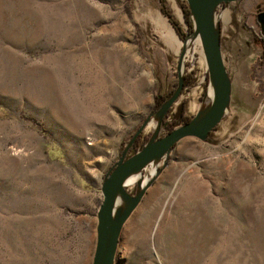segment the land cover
<instances>
[{"label":"rangeland","instance_id":"rangeland-1","mask_svg":"<svg viewBox=\"0 0 264 264\" xmlns=\"http://www.w3.org/2000/svg\"><path fill=\"white\" fill-rule=\"evenodd\" d=\"M185 3L0 0V264H91L102 180L159 108L154 99L190 77L181 110L163 120L176 125L207 93L204 56L175 33L187 27ZM259 3L217 8L230 108L207 140L175 145L126 222L115 264H264Z\"/></svg>","mask_w":264,"mask_h":264},{"label":"water","instance_id":"water-1","mask_svg":"<svg viewBox=\"0 0 264 264\" xmlns=\"http://www.w3.org/2000/svg\"><path fill=\"white\" fill-rule=\"evenodd\" d=\"M185 1L190 11L193 31L186 36L184 41H180L181 46L185 51L187 39L196 30L201 40V48L207 65L208 90L210 84L213 85L214 98L210 102L207 100V90L189 123H177L170 132L166 133L165 130L163 133L166 125L163 124V120L166 114L171 112L172 106L182 97L180 91L184 78L179 74L174 93L166 98L159 105L157 111L145 120L124 147L118 161L106 173L100 186L102 201L96 213V238L91 264H115L120 235L126 222L138 208L147 190L158 178L162 169L166 167L169 155L175 145L185 138L207 140L209 134L222 122L230 108L231 79L221 53L219 20L214 24L213 15L217 12L220 4L241 0ZM187 88H189V84L183 90ZM181 106L180 103L178 111L181 110ZM152 122H155L156 125L154 129H150L151 135L148 141L137 151L127 154L135 138L145 131ZM155 158L158 159L160 165L156 167L154 174L148 177L150 161ZM132 176L135 178L128 181Z\"/></svg>","mask_w":264,"mask_h":264},{"label":"flooded vegetation","instance_id":"flooded-vegetation-1","mask_svg":"<svg viewBox=\"0 0 264 264\" xmlns=\"http://www.w3.org/2000/svg\"><path fill=\"white\" fill-rule=\"evenodd\" d=\"M186 4V3H185ZM229 4V3H228ZM228 4H225V3H223V4H220V9L222 8V7H225L226 5H228ZM263 7V6H262ZM262 7H261V4L259 3L257 6H256V8H255V12H258V13H255V21H256V25H257V27H258V37H257V39L259 40V43L261 44V46H262V54L264 55V9H262ZM175 9H176V12H177V15H178V10H177V8H176V6H175ZM163 10V9H162ZM163 12H164V10H163ZM182 15H183V17H184V19L186 20V29H184V28H182V27H180L179 25H174L175 26V33H177L176 35H177V37L179 36L181 39L183 38V37H185L186 35H188V34H190V33H192V31H193V29H192V24L190 23V11H189V9H188V6H187V4L186 5H182ZM179 37H178V39H179ZM220 37H221V35H220ZM180 40V39H179ZM220 43H221V38H220ZM190 83V77H184V79H183V84H182V89H181V91H180V94H182V92H183V89L188 85ZM174 92H172V94H173ZM171 94V95H172ZM170 95V96H171ZM202 100V98L200 99V101ZM165 101V98L164 97H160V103L158 104V105H161L163 102ZM185 102H182V105L184 104ZM168 112H169V110H168ZM167 112V113H168ZM166 116H167V114H166ZM180 120H181V123L182 124H187V123H189L190 122V120H191V117H186V116H184V114H183V112L180 114ZM175 122L173 121V122H170V123H168V124H166V127H167V129H168V132H170L172 129H173V124H174ZM211 134V133H210ZM209 134V135H210Z\"/></svg>","mask_w":264,"mask_h":264},{"label":"bare ground","instance_id":"bare-ground-1","mask_svg":"<svg viewBox=\"0 0 264 264\" xmlns=\"http://www.w3.org/2000/svg\"><path fill=\"white\" fill-rule=\"evenodd\" d=\"M227 13V12H226ZM228 14H226V17H225V19H226V21H227V18H228V16H227ZM219 18H221V16L220 15H217L216 13H214V15H213V21H214V24L217 22V20L219 19ZM221 20V19H220ZM225 21V20H224ZM181 45V44H180ZM200 46H201V40H200V37H199V34L197 33V31L195 30V33L194 34H192L188 39H187V41H186V44H185V50H186V52L188 51L190 54H192V55H194L195 53H198L200 56H204V54H202V52H200ZM204 58H205V56H204ZM208 99H209V102L214 98V88H213V85H211L210 84V90H209V92H208ZM180 103H181V98H179L176 102H175V104L172 106V108H171V112L170 113H172V112H177L178 110H179V105H180ZM198 110V109H197ZM196 110V111H197ZM173 114V113H172ZM171 114V115H172ZM152 124V127H153V129L155 128V125H156V123L155 122H152L151 123ZM151 127V128H152ZM158 162V159H153V160H151L150 161V164H152V167H153V171H152V173H151V176L154 174V171H155V169H156V163ZM135 178V176H132V177H130L129 179H128V181H131L132 179H134Z\"/></svg>","mask_w":264,"mask_h":264},{"label":"trees","instance_id":"trees-1","mask_svg":"<svg viewBox=\"0 0 264 264\" xmlns=\"http://www.w3.org/2000/svg\"><path fill=\"white\" fill-rule=\"evenodd\" d=\"M154 100H155V106H159L158 104L160 103V96H157Z\"/></svg>","mask_w":264,"mask_h":264},{"label":"crops","instance_id":"crops-1","mask_svg":"<svg viewBox=\"0 0 264 264\" xmlns=\"http://www.w3.org/2000/svg\"><path fill=\"white\" fill-rule=\"evenodd\" d=\"M179 48V47H178Z\"/></svg>","mask_w":264,"mask_h":264}]
</instances>
